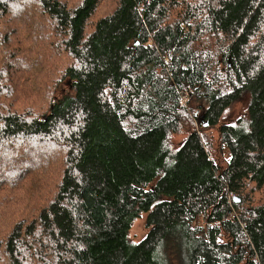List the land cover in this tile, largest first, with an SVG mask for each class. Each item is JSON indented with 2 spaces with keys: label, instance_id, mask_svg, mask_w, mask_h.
Masks as SVG:
<instances>
[{
  "label": "trees",
  "instance_id": "16d2710c",
  "mask_svg": "<svg viewBox=\"0 0 264 264\" xmlns=\"http://www.w3.org/2000/svg\"><path fill=\"white\" fill-rule=\"evenodd\" d=\"M0 264H264V0H0Z\"/></svg>",
  "mask_w": 264,
  "mask_h": 264
},
{
  "label": "rangeland",
  "instance_id": "374dc122",
  "mask_svg": "<svg viewBox=\"0 0 264 264\" xmlns=\"http://www.w3.org/2000/svg\"><path fill=\"white\" fill-rule=\"evenodd\" d=\"M186 138V136H184V137H181V138H178L177 140H176V142H181L182 140H184ZM145 229H144V224L143 223H141V224H139V225H136L135 226V233L137 234V235H139V236H142L143 234H144V231Z\"/></svg>",
  "mask_w": 264,
  "mask_h": 264
}]
</instances>
